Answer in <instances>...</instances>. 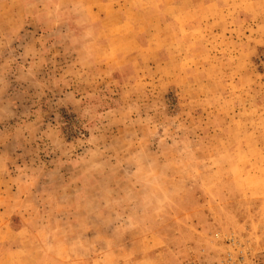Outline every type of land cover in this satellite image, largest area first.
<instances>
[{"label":"rangeland","instance_id":"1","mask_svg":"<svg viewBox=\"0 0 264 264\" xmlns=\"http://www.w3.org/2000/svg\"><path fill=\"white\" fill-rule=\"evenodd\" d=\"M264 259V0H0V264Z\"/></svg>","mask_w":264,"mask_h":264},{"label":"built area","instance_id":"2","mask_svg":"<svg viewBox=\"0 0 264 264\" xmlns=\"http://www.w3.org/2000/svg\"><path fill=\"white\" fill-rule=\"evenodd\" d=\"M219 249L212 251L209 258H194L188 264H264L262 256L243 236L236 233L215 234Z\"/></svg>","mask_w":264,"mask_h":264}]
</instances>
